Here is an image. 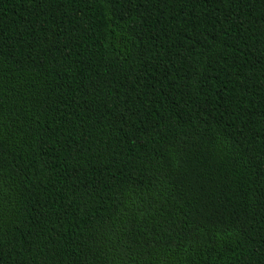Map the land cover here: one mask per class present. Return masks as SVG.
Here are the masks:
<instances>
[{"label": "trees", "instance_id": "16d2710c", "mask_svg": "<svg viewBox=\"0 0 264 264\" xmlns=\"http://www.w3.org/2000/svg\"><path fill=\"white\" fill-rule=\"evenodd\" d=\"M0 264H264V0H0Z\"/></svg>", "mask_w": 264, "mask_h": 264}]
</instances>
